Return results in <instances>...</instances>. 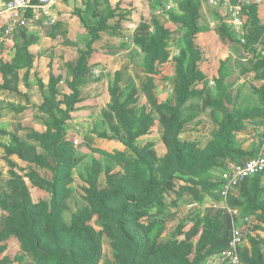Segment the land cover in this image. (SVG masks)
Returning a JSON list of instances; mask_svg holds the SVG:
<instances>
[{
    "label": "rangeland",
    "instance_id": "rangeland-1",
    "mask_svg": "<svg viewBox=\"0 0 264 264\" xmlns=\"http://www.w3.org/2000/svg\"><path fill=\"white\" fill-rule=\"evenodd\" d=\"M184 1L56 0L49 14L33 24L6 31L1 22L0 192L3 197L11 188L12 172L24 180L33 202L50 200V168L16 155L6 156L5 147L11 145V135L16 134L17 144L24 152L32 146L37 154L49 160L31 131L45 132V122L52 116L61 121L64 138L72 143L73 157L77 159L62 214L66 223L88 205L87 188L94 184L106 189L108 176L117 179L126 173L124 162L100 150L123 152L131 159L135 158L132 146L153 150L159 155L167 152L161 121L169 117L154 109L142 88L147 72L145 56L137 40L154 31V20L170 30L166 41L170 58L156 66L151 75V89L157 103L175 105L176 59L181 49H186L187 32L180 24L167 21L166 16L172 12L182 14ZM196 1L198 37L208 50L199 63L206 81L198 83L201 95L189 99L182 107V120L186 124L179 139L203 147L211 139L212 117L218 120L223 117L221 110L207 104V100H220L228 109L241 112L264 106V24L257 30L246 27L236 33L230 26L234 15L219 2ZM169 2L174 6L166 8ZM92 27L98 29L94 40L90 33ZM88 43L91 54L85 72L80 74L74 66L79 51L87 49ZM114 93L119 101L131 98L125 116L132 121L131 129L147 127L144 134L129 138L128 131L118 122ZM38 105H44V109L37 110ZM234 138L236 146L246 153L219 157L214 168L200 177L221 179L245 158L264 155V120L256 117L254 124H246ZM256 177L263 198L264 171ZM252 178L237 184L231 197L226 199L218 197L215 201L206 196L198 201L196 196L184 194V200L171 209L173 217L165 219L164 229L156 238L165 242L175 236L191 241L194 245L188 254L191 260L196 254V242L208 229L203 222L212 225L227 220L228 233L233 225L242 228L244 238L240 251L249 248L248 236L264 239V223L247 213L250 220L245 224L242 205L235 206L240 217H232L229 212L233 208L231 202L244 201L240 190L248 189ZM1 215L0 209V218ZM90 224L101 237L97 264H114L110 239L102 231L100 218L93 214ZM0 245L3 247L0 264H36L30 252L19 247L14 236L1 240ZM205 250L201 249L200 253ZM209 257H204L199 264H208ZM242 264L247 263L242 261Z\"/></svg>",
    "mask_w": 264,
    "mask_h": 264
},
{
    "label": "trees",
    "instance_id": "trees-1",
    "mask_svg": "<svg viewBox=\"0 0 264 264\" xmlns=\"http://www.w3.org/2000/svg\"><path fill=\"white\" fill-rule=\"evenodd\" d=\"M181 10L182 14H167L170 22L180 24L187 32L186 49H181L176 59L175 105L157 103L151 89V75L156 66L170 58L166 47L170 30L154 20V31L137 40L145 56L147 72L142 88L154 109L169 117L161 121L167 152L159 155L156 151L132 146L135 158L131 159L123 152L100 150L124 162L126 173L117 179L108 176L106 189H99L94 184L87 188L85 199L88 205L66 223L62 220V214L68 196L67 185L73 180L72 169L77 159L73 157L72 143L64 138L61 121L52 116L51 120L45 122V132L31 131L50 161L37 154L32 146L24 152L17 144L18 136L11 135L12 143L5 147L6 156L16 155L25 161L49 167L52 172L48 181L51 197L49 201L40 199L33 202L24 180L10 172L12 183L8 194L3 197L0 192V241L14 236L19 247L30 252L36 264H97L101 253V237L90 224L93 214H96L101 220L102 231L110 239L114 264H199L204 257L227 249L231 233V228L228 233L227 220L212 225L203 222L208 229L202 232L196 242L193 260L188 255L194 247L191 241L179 240L175 236L165 242L156 238V234L164 229L165 219L173 217L171 209L184 200V194L194 195L198 201H203L206 196L215 201L218 197L222 198L220 190L224 180L200 176L212 170L219 157L243 156L246 151L236 146L235 133L245 129L246 124H254L256 117L264 120V106L241 112L228 109L220 100L209 99L206 103L223 113L222 120L212 117L214 129L211 139L203 147L179 139L186 124L182 120V107L189 99L201 95L198 83L206 81L199 63L208 51L199 41L195 1L185 0ZM259 27L258 24L253 30ZM97 32V28H91L92 40L97 37ZM79 52L74 68L82 74L91 54L90 44ZM130 102L129 97L119 101L114 93L113 104L118 122L128 131L129 138H135L144 134L147 127L136 130L130 128L132 121L125 116ZM43 109L44 105H38L37 110ZM9 163L12 164L11 161ZM257 175L251 176L253 178L248 189L242 187L240 190L244 201L231 202V206L236 208L242 205L244 214H253L264 223V197H260L262 188ZM248 238L249 248L240 251L242 261L264 264V239ZM2 248L0 245V251ZM204 248L206 250L200 253Z\"/></svg>",
    "mask_w": 264,
    "mask_h": 264
},
{
    "label": "built area",
    "instance_id": "built-area-1",
    "mask_svg": "<svg viewBox=\"0 0 264 264\" xmlns=\"http://www.w3.org/2000/svg\"><path fill=\"white\" fill-rule=\"evenodd\" d=\"M56 0H5V6L0 10V17L5 18V29L9 31L15 27H23L27 24H33L40 20L43 16L49 14L50 9L55 4ZM211 3H221L228 8L230 14H233L230 26L235 32H238L243 24L242 15L239 13L238 5H230L227 0H209ZM264 0H247V2H260ZM167 5L166 8H170ZM244 41V38L242 39ZM264 171V155L259 154L255 157L248 158L236 164L230 172L222 176L224 180L221 186V196L226 199L241 181L253 175ZM229 212L232 217L239 216L237 208H230ZM244 222L250 219L247 215L242 217ZM244 233L242 228L235 225L231 228L230 239L226 250L211 255L207 262L208 264H242L240 256V246L243 243Z\"/></svg>",
    "mask_w": 264,
    "mask_h": 264
},
{
    "label": "crops",
    "instance_id": "crops-1",
    "mask_svg": "<svg viewBox=\"0 0 264 264\" xmlns=\"http://www.w3.org/2000/svg\"><path fill=\"white\" fill-rule=\"evenodd\" d=\"M227 1L232 6L238 5L240 7L239 13L242 15V18L244 21L242 28L236 33L243 32L246 27H255L258 24H259V26H262V24H264V1H260L257 3L256 2H247V0H227ZM195 2H197V1L195 0ZM167 5H171V7L174 6L171 2L167 3ZM4 6H5V0H0V10H2L4 8ZM202 6H203V4H202ZM222 6L228 11V8L226 6H224V5H222ZM176 14H180V13H176ZM166 18L168 21L169 20L168 16H166ZM1 22H3V25L5 26V18L0 17V26H2ZM31 123H34V121H32Z\"/></svg>",
    "mask_w": 264,
    "mask_h": 264
}]
</instances>
